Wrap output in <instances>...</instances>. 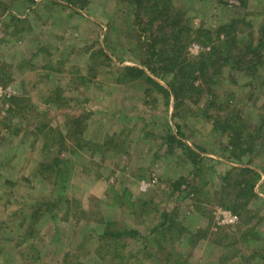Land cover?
<instances>
[{"label":"rangeland","instance_id":"1","mask_svg":"<svg viewBox=\"0 0 264 264\" xmlns=\"http://www.w3.org/2000/svg\"><path fill=\"white\" fill-rule=\"evenodd\" d=\"M169 5L138 23L130 0H0V264H264V0ZM176 125L199 166L165 143Z\"/></svg>","mask_w":264,"mask_h":264},{"label":"trees","instance_id":"2","mask_svg":"<svg viewBox=\"0 0 264 264\" xmlns=\"http://www.w3.org/2000/svg\"><path fill=\"white\" fill-rule=\"evenodd\" d=\"M132 3H133V9H134V15L136 16L137 18V22L140 23V20H141V13H142V10H147L149 11V13L152 15V21L157 19V18H162V15H165L164 13V10H167L168 8H170L171 10V7H170V0H150V4L147 6V4L145 6L144 5V2L146 0H130ZM148 1V0H147ZM237 1H241L242 0H237ZM229 6H231V8H236L238 7V4L236 5L234 2L233 3H228ZM175 21H172V24H174ZM151 24V23H150ZM228 26V25H226ZM185 28L184 27H178L177 30H176V33L179 34V33H182L183 30ZM158 30H160L159 27H156L154 29H150L149 30V33L150 34H155ZM186 30V29H185ZM208 31V29H204V28H201L200 31H199V35L202 36V37H206V32ZM188 32V30H187ZM261 35V39L258 43V45L255 47L256 49H258L256 52V56L260 59V58H263V54L262 51H261V48H259V45L261 47L264 46V25H262V27L260 28V33ZM217 39L220 41V39L218 38V35H217ZM207 41H210V38H207ZM153 49V53L152 55H157V48L155 47L156 46V40L151 43L150 45ZM253 49L251 51H256V49ZM181 49V47H180ZM184 50V48H183ZM184 52V51H183ZM220 50L217 54V56L220 54ZM252 52V54L254 55V53ZM200 58H204L206 59V56H203L202 55H198L196 60L197 59H200ZM225 63H226V58H225ZM174 65V63H169L168 64V68H172V66ZM123 77H122V80L123 82H127V81H133V80H136V79H139L143 76L144 74V71L140 68H136V67H132V66H125L123 68ZM126 76V77H125ZM126 78V79H125ZM147 81L149 82H152L154 84V86H158L159 90H163V88H161V86H159V84H157V82L151 80L149 77H146L145 78ZM174 79H177V80H172L171 82H169L171 84V86L173 87V90H175V88L177 87L179 90L182 89L183 87V83L185 82L184 79H181V76H175ZM163 92L165 93V95L169 96L168 92L166 90H163ZM228 109V108H227ZM260 120V119H259ZM264 122V121H263ZM262 122V124H263ZM243 123V122H242ZM236 124L234 128H226L225 129V132L226 131H229L230 133H227V137L229 139V144L231 145L233 143V141L235 140L236 138V135H241V131L247 133L249 132V130L251 129V125H245L244 123L242 124ZM217 129L218 127L215 126ZM262 127V126H261ZM222 132L224 131V128H221ZM181 127L179 125H176V131H177V136L176 135H172V134H167L164 138H165V143L170 146L171 148H175V147H184L185 146L179 141L178 139V136H181ZM251 143V141H249ZM43 148H48V144L47 143H43ZM199 151H202L204 152V149L203 148H199ZM186 149V148H185ZM186 151L188 152V158L191 159L190 162H195L194 165H197L199 166L200 164H202L204 162V160H206V158H203V157H200L197 153L189 150V149H186ZM243 152V149H241V152ZM237 168L235 167H232L229 169V171L226 173L225 177H224V180L228 179V177L230 176V174L234 173V172H237ZM54 172H55V176L57 177H61L63 176L64 174V170L58 165V162H56L55 166H54ZM242 178L246 179V181L244 182V185L243 186V190L239 192V195H242L243 197L246 196V198H250V196L254 195V192H253V189H254V186H255V183L257 182L258 178H259V174L253 170V169H250V168H244V169H241L240 173ZM64 179V178H62ZM61 179V180H62ZM60 180V181H61ZM59 181V182H60ZM183 180L180 179L179 181H175V183H172V187L173 189L175 190H178L180 189V185L182 184ZM170 219V215L169 214H164L163 215V221L159 224V226H156L154 228H152L150 230V232H152L155 236V237H158V242L156 243V245L158 247H160L162 245V243L164 242H167V235L170 234L171 237H173V234H174V227L171 225L169 226H166L165 225L168 223ZM101 223H103L105 226H107V222L106 221H102ZM116 231L118 230H114V232H107L106 230L103 231L104 233L102 235H100V237H102V239H107V238H110V237H117L118 234L119 236H121L122 234H126L128 235L129 237L131 238H136V237H140V233L138 232V230L136 229H123L122 231H119V233H116ZM178 236L180 237H185L186 236V233L182 230H179L178 231ZM183 234V235H181ZM170 238V237H169ZM173 263L175 264H181V261L179 259H174Z\"/></svg>","mask_w":264,"mask_h":264},{"label":"built area","instance_id":"3","mask_svg":"<svg viewBox=\"0 0 264 264\" xmlns=\"http://www.w3.org/2000/svg\"><path fill=\"white\" fill-rule=\"evenodd\" d=\"M2 91H5V90H2V87L0 86V93H1Z\"/></svg>","mask_w":264,"mask_h":264}]
</instances>
